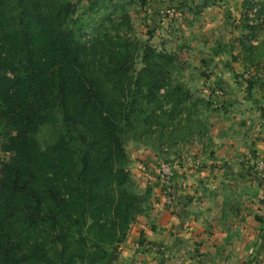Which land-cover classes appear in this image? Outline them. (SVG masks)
Returning <instances> with one entry per match:
<instances>
[{"label": "trees", "instance_id": "obj_1", "mask_svg": "<svg viewBox=\"0 0 264 264\" xmlns=\"http://www.w3.org/2000/svg\"><path fill=\"white\" fill-rule=\"evenodd\" d=\"M244 1L247 26H263L264 0ZM73 8L0 0V264H115L150 196L134 188L126 142L162 136L200 101L172 83L173 55L152 46L138 55L107 16L87 31ZM58 114L59 134L43 147L39 132Z\"/></svg>", "mask_w": 264, "mask_h": 264}, {"label": "rangeland", "instance_id": "obj_2", "mask_svg": "<svg viewBox=\"0 0 264 264\" xmlns=\"http://www.w3.org/2000/svg\"><path fill=\"white\" fill-rule=\"evenodd\" d=\"M73 1L74 17L91 21L87 31L97 25L92 23V18L107 16L104 26L111 34L119 32L137 44L138 55L147 46L173 55L176 68L171 74L172 83L185 86L193 100H200L182 114L180 124L177 120L167 122L162 136L156 131L141 140L126 142L130 157L128 168L137 192H148L151 196L153 191V186L150 187L153 184L145 185L144 175L140 173L145 168L151 172L150 176L155 177V184L160 185L158 191L168 196L167 190L175 173L172 181L164 183L160 176V163L179 164L174 160L177 155L179 158L186 156L180 165L191 157L199 160L198 165L202 168L207 166L203 146L208 139L202 134L206 133L207 127L210 131V126L218 129L214 121L218 111L220 114L228 112L237 98L241 105L245 104L244 97L251 98V110L259 106L262 118L254 124L264 131L261 125L264 118V25L255 30L247 26V18L252 13L244 7V0H150L148 4L146 0H105L107 8L100 11L91 8L92 2L97 0ZM154 13L157 19L152 18ZM124 16H129L130 25L123 27L120 24ZM136 65L143 66L141 57H137ZM60 123L61 115L58 114L56 125L42 127L39 139L43 147L49 146L57 137ZM3 135L1 129L0 143L5 139ZM7 157L8 154L0 150V169L1 161ZM257 164L264 172V160ZM257 176L264 179V173L258 172ZM260 200L264 203L263 199ZM261 217L264 219V214H260Z\"/></svg>", "mask_w": 264, "mask_h": 264}, {"label": "crops", "instance_id": "obj_3", "mask_svg": "<svg viewBox=\"0 0 264 264\" xmlns=\"http://www.w3.org/2000/svg\"><path fill=\"white\" fill-rule=\"evenodd\" d=\"M238 100L218 111V129L202 134L207 166L174 159L170 195L158 191L150 171H140L145 185L153 184L149 208L132 224L115 264H264V179L255 173L264 131L254 124L262 110H251V98Z\"/></svg>", "mask_w": 264, "mask_h": 264}, {"label": "built area", "instance_id": "obj_4", "mask_svg": "<svg viewBox=\"0 0 264 264\" xmlns=\"http://www.w3.org/2000/svg\"><path fill=\"white\" fill-rule=\"evenodd\" d=\"M261 125L264 128V118L261 122ZM189 161L191 163L197 162V160H192L191 158L189 159ZM176 166H177V164L173 163V162L170 163V162L162 161L160 163V176H161V179L164 183H169L170 181H172L173 176H174V169L176 168ZM258 166L259 165L257 164L255 167V173L258 174V172H259L260 174H263L264 173L263 170L259 169ZM260 198L264 200V191L261 193Z\"/></svg>", "mask_w": 264, "mask_h": 264}]
</instances>
